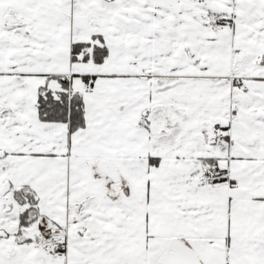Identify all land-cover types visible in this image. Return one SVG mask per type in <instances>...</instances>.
Returning a JSON list of instances; mask_svg holds the SVG:
<instances>
[{"label": "snow or ice", "instance_id": "obj_1", "mask_svg": "<svg viewBox=\"0 0 264 264\" xmlns=\"http://www.w3.org/2000/svg\"><path fill=\"white\" fill-rule=\"evenodd\" d=\"M0 264H264V0H0Z\"/></svg>", "mask_w": 264, "mask_h": 264}]
</instances>
